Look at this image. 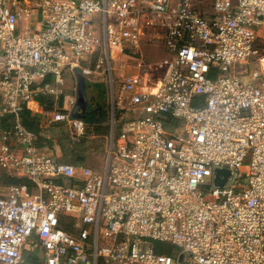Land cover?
<instances>
[{"label": "built area", "instance_id": "1", "mask_svg": "<svg viewBox=\"0 0 264 264\" xmlns=\"http://www.w3.org/2000/svg\"><path fill=\"white\" fill-rule=\"evenodd\" d=\"M25 1L0 0V116L13 118L0 169L27 181L0 196V264H264V0H41L23 33ZM75 67L107 84L102 173L50 155L22 121ZM74 104L46 116L80 139Z\"/></svg>", "mask_w": 264, "mask_h": 264}, {"label": "rangeland", "instance_id": "2", "mask_svg": "<svg viewBox=\"0 0 264 264\" xmlns=\"http://www.w3.org/2000/svg\"><path fill=\"white\" fill-rule=\"evenodd\" d=\"M260 33H261L260 36L262 38V41L264 42V30ZM142 46L143 49L141 53L144 56H148L152 59L162 60L160 58L163 57L165 51H163V45L161 40L155 41L150 39H144ZM94 60H91L92 65ZM122 60L123 58L121 56L119 55L115 56L116 67L117 65L120 66ZM65 74L66 75H63L62 79L58 80V82L54 84L57 94L53 95L54 98L53 99L51 98L50 100L53 101V105L52 108L46 111V113L48 114L49 112L55 111V107H57L56 103H60L61 96L59 93H63L62 95H64L65 97H70V95L73 96L75 94L74 92V88L76 87L75 78L74 77L71 78V80L73 81V85L74 84L75 85L73 86L72 89H69L67 84L68 82L66 80L68 78V72ZM91 78L96 79L97 77L93 75ZM40 114L42 116L41 121L44 120L43 129L48 135L46 150L49 151V154L53 155L54 157L62 161L74 162V163H75V158H83L85 165L94 168L98 172L101 173L103 172L105 165V150L107 146L106 134L108 130L104 133L102 132L100 133L96 130V128L94 129L93 126L88 125L85 137L77 139L72 137L71 128L66 123L51 124L48 122L49 120L48 116H45L43 118L44 113L41 112ZM128 117L133 118V113L128 112ZM248 167H249V159H247L244 162L243 167L239 169L240 179L242 182H245L247 180L246 177L248 173ZM2 175L3 174H0V179L2 178ZM1 183H3V181ZM209 187L212 188L214 187V185L211 184ZM240 188L241 186L238 187V189ZM5 194H6V188L1 189L0 196H3ZM27 248H29V250H32L34 248V245L29 243ZM177 252L178 250L176 249V252L174 254H177ZM25 254L26 257L30 255L28 250L25 251Z\"/></svg>", "mask_w": 264, "mask_h": 264}, {"label": "water", "instance_id": "3", "mask_svg": "<svg viewBox=\"0 0 264 264\" xmlns=\"http://www.w3.org/2000/svg\"><path fill=\"white\" fill-rule=\"evenodd\" d=\"M74 73L77 92L70 119L81 121L90 126H106L109 120L106 82L90 80L84 75L81 67H75ZM232 175L231 170L217 169L215 172V185L224 187L231 180Z\"/></svg>", "mask_w": 264, "mask_h": 264}, {"label": "trees", "instance_id": "4", "mask_svg": "<svg viewBox=\"0 0 264 264\" xmlns=\"http://www.w3.org/2000/svg\"><path fill=\"white\" fill-rule=\"evenodd\" d=\"M51 98L48 97H38L34 100L32 105L26 106L23 113H22V121L23 124L31 131L35 132L38 138V145L41 149L46 151V145L48 141V135L47 133L40 127L41 123V112L47 111L50 108H52L53 101H50ZM63 103V97H61L60 100V105ZM34 105H37L41 108L40 111H36V108ZM13 124V118L11 116H0V133L5 129L10 127ZM94 129L98 132H106L108 130L107 126H101V125H95L93 126ZM92 127V128H93ZM60 160V159H58ZM61 162H66L62 161ZM66 163H71L74 165H84V160L83 158H75V163L74 162H66ZM2 181L3 184L10 186L13 184H22L26 183L27 181L25 179H18V178H11L3 174L2 176ZM156 251L158 253H171L170 248L167 247L166 245L163 244H156ZM27 259L36 262L35 259H30L28 256L26 257Z\"/></svg>", "mask_w": 264, "mask_h": 264}, {"label": "crops", "instance_id": "5", "mask_svg": "<svg viewBox=\"0 0 264 264\" xmlns=\"http://www.w3.org/2000/svg\"><path fill=\"white\" fill-rule=\"evenodd\" d=\"M37 1H41V0H26L25 2H23L16 9V12H17V14L19 15V18H20V21H19V29L23 33H26V32H28L30 30L37 29V28H39L41 26V15L39 13V10L36 8ZM142 47L139 49L140 52L143 49ZM163 51H164V49H163ZM164 56H165V54H163V57ZM163 57L160 58V59H163ZM122 58H123V60L121 61L120 66L117 65V70H118L117 73L118 74H121V73L124 74V73L129 72L130 69L132 68V66L134 65V62L131 61L130 59H128L127 57H122ZM147 58H149L150 60H154V61H158L159 60V59H152V58H150L148 56H147ZM91 60H94V58H92ZM83 63H85V62H83ZM85 65H87L89 67H93L92 62H87V63H85ZM123 65H124V67H123L124 69H121V72H120V68ZM67 72H68V78L66 80L68 82L67 83L68 84V88L69 89H72L75 84L73 85V81L71 80V78L74 77L75 78V81H76L75 73H74V71H70V70L66 71L65 73H67ZM65 73H64V75H66ZM57 82H58V80L56 79V81L54 82V84L57 83ZM71 84H72V86H71ZM74 92H75V94L73 96L70 95V97H65L64 95H62L63 93H59L60 96L63 97V100L64 101H63V103H61V105H60V103H56L57 104V107H55V111H66L67 109H69L70 107H72V105L74 103H71V102H72L73 99H76L77 86L74 88ZM47 97L48 98H52V99L54 98L52 95L51 96H47ZM34 106L36 108V111H40L41 110V108L39 106H37V105H34ZM43 113H44L43 114L44 115L43 118H44L46 116V111H43ZM43 122H44V120L41 121V123H40V127L42 129H43ZM1 134H2V132L0 133V135ZM46 152L49 153L48 150H46ZM77 166H83V165H77ZM0 174H4V171H2L1 169H0ZM1 182H2V179H0V183ZM8 187L9 186L1 183L0 190L6 188V193H7ZM28 257L30 258V255Z\"/></svg>", "mask_w": 264, "mask_h": 264}]
</instances>
